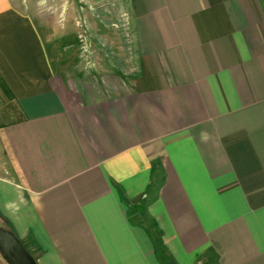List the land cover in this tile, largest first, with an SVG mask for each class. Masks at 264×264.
<instances>
[{"label":"crops","instance_id":"obj_1","mask_svg":"<svg viewBox=\"0 0 264 264\" xmlns=\"http://www.w3.org/2000/svg\"><path fill=\"white\" fill-rule=\"evenodd\" d=\"M51 1L0 0V226L38 264H264V0Z\"/></svg>","mask_w":264,"mask_h":264},{"label":"rangeland","instance_id":"obj_2","mask_svg":"<svg viewBox=\"0 0 264 264\" xmlns=\"http://www.w3.org/2000/svg\"><path fill=\"white\" fill-rule=\"evenodd\" d=\"M20 1V3H22L23 0H18ZM76 3H80V4H91V5H95L96 7H98L99 5H102L104 3H118L119 0H112L110 2V0H75ZM44 3L46 4H52V1L51 0H44ZM62 3H64V5L66 6L67 4L71 3L70 2H67V0H63ZM115 8H113V11H114ZM112 9H111V12L110 11H107V12H102L99 13L98 11H94L92 12L93 13V18L96 20V21H99V20H106L108 21L109 19H114L115 17L118 18V15L116 16V12L114 11L113 12ZM80 14L83 15V13L81 12ZM59 17L58 19L56 18V12H52L50 11L49 8H47L46 11H44L43 13V18L46 22V25L48 26L49 29H51L52 33H56V32H59L61 33L63 31V26H66V22H68V24L70 25L71 21H73L72 17H70V15L68 17L65 16L64 18V14L63 13H59L58 14ZM81 15V16H82ZM61 16V18H60ZM82 18V17H81ZM108 21L107 25H100L99 26V29L101 31V33L105 36L103 37H107L109 34H106L107 33H110V34H113L114 31V28L113 26H111V23L110 22H113V21ZM110 23V24H109ZM82 26H79V31H81L82 33V29H81ZM42 30V29H41ZM43 32V30H42ZM75 29L73 27L69 28L67 30V35H60L59 38H56L53 42L52 40H49V37H47V35L44 33L43 36H44V40H45V43H46V46H47V49H48V52L50 54V56L53 57V59L55 58V55L60 57L61 59H59L58 61L54 60L55 63H57L58 65L56 66V64H54V66H56L55 68L60 70V64L62 65V60H64V58H66L67 56V49H66V46L64 45L66 40H69L71 39L72 42L76 41V34H75ZM83 35V33L81 34ZM83 36H87L86 33H84ZM113 36V39H115V36ZM87 38V37H86ZM83 44H79L78 47H81ZM66 62V61H65ZM72 62V61H71ZM92 62L90 61V59H88V57H85V59H75L72 64L68 67V70L69 72H71V74H76L77 73V70L81 69L83 66H88L89 63ZM65 66V65H64ZM6 263V262H5Z\"/></svg>","mask_w":264,"mask_h":264},{"label":"water","instance_id":"obj_3","mask_svg":"<svg viewBox=\"0 0 264 264\" xmlns=\"http://www.w3.org/2000/svg\"><path fill=\"white\" fill-rule=\"evenodd\" d=\"M0 255L7 264H38L10 230L0 226Z\"/></svg>","mask_w":264,"mask_h":264}]
</instances>
